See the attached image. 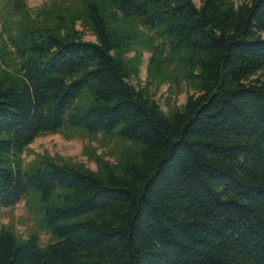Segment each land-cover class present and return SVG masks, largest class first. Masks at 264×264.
I'll list each match as a JSON object with an SVG mask.
<instances>
[{
	"label": "trees",
	"instance_id": "obj_1",
	"mask_svg": "<svg viewBox=\"0 0 264 264\" xmlns=\"http://www.w3.org/2000/svg\"><path fill=\"white\" fill-rule=\"evenodd\" d=\"M13 10L0 32V209L35 196L52 240L2 226L0 264H264V0ZM140 50L149 77L192 91L182 105L164 112L130 84ZM65 131L119 154L92 155L95 171L47 154L24 166L35 139Z\"/></svg>",
	"mask_w": 264,
	"mask_h": 264
},
{
	"label": "rangeland",
	"instance_id": "obj_2",
	"mask_svg": "<svg viewBox=\"0 0 264 264\" xmlns=\"http://www.w3.org/2000/svg\"><path fill=\"white\" fill-rule=\"evenodd\" d=\"M16 0H0V32L6 20L13 13V6ZM33 15L38 9L50 0H18ZM237 1V0H236ZM198 7L200 0H193ZM81 30L80 27H78ZM84 41L95 42L94 36L88 31H81ZM133 51L128 57H135ZM151 54L147 50H140L139 58L141 66L137 78H132L130 84L136 88H143L150 97L161 107L164 112H168L173 106L182 105L186 97L192 94L187 90L183 81L178 85L162 82L159 79L151 78L147 74V66ZM169 72V71H168ZM260 74V73H259ZM254 76L252 79H256ZM262 78V77H259ZM162 82V83H161ZM70 132L62 134L46 135L39 137L28 146L22 155L24 166H28L38 156L49 155L58 162H72L82 164L93 171L96 164L92 155L100 156L108 162H114L119 154L120 146L116 141H107L100 134L88 136L82 134L69 135ZM120 144V143H119ZM36 197L31 195L26 200H21L17 204L0 209V227L10 225L14 229L15 235L25 238L30 232L38 230L39 218L36 215ZM39 242L41 246L51 242V237L44 230H38Z\"/></svg>",
	"mask_w": 264,
	"mask_h": 264
}]
</instances>
